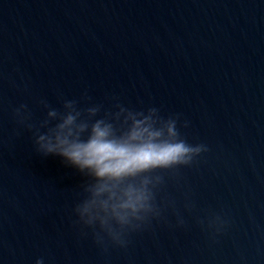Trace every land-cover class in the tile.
I'll return each mask as SVG.
<instances>
[{
	"label": "water",
	"instance_id": "obj_1",
	"mask_svg": "<svg viewBox=\"0 0 264 264\" xmlns=\"http://www.w3.org/2000/svg\"><path fill=\"white\" fill-rule=\"evenodd\" d=\"M65 99L156 107L208 148L154 174L161 217L126 248L105 250L75 223L89 178L37 152L13 115L24 104L38 125L44 103ZM213 214L227 221L219 233L206 227ZM41 258L264 264V0H0V264Z\"/></svg>",
	"mask_w": 264,
	"mask_h": 264
},
{
	"label": "clouds",
	"instance_id": "obj_2",
	"mask_svg": "<svg viewBox=\"0 0 264 264\" xmlns=\"http://www.w3.org/2000/svg\"><path fill=\"white\" fill-rule=\"evenodd\" d=\"M44 107L48 110L38 125L24 104L13 115L20 125L34 130L37 152L60 157L89 178L72 211L75 223L91 229L96 244L105 250L106 242L126 248L130 233L161 217L155 192L160 177L155 173L191 165L208 151L205 144H191L183 137L179 115L165 118L156 107L136 110L116 103L113 110H103L100 104L82 108L70 99L61 109L46 103ZM182 127H188V121ZM168 206L176 212L177 226H184L176 203ZM226 223L213 214L206 227L219 233ZM36 264H44L43 258Z\"/></svg>",
	"mask_w": 264,
	"mask_h": 264
}]
</instances>
